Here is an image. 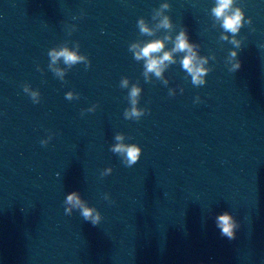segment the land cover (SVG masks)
Masks as SVG:
<instances>
[{
    "label": "clouds",
    "instance_id": "1",
    "mask_svg": "<svg viewBox=\"0 0 264 264\" xmlns=\"http://www.w3.org/2000/svg\"><path fill=\"white\" fill-rule=\"evenodd\" d=\"M233 0H218L217 7L213 9L214 15L218 18H223V27L226 31L236 32L239 28L240 21H241V13L237 10L234 14H228L230 6ZM163 26H168V20L162 22ZM141 31L148 32V28L143 25L141 22ZM135 47V46H134ZM164 48V44L162 41L156 40L145 44L137 53L136 58H144L146 60L145 68L147 72H155L157 76L161 74V66L164 64L165 61H171L172 55L169 52H164L162 57H157L156 54L161 52ZM173 51H187L188 55L183 59L182 64L183 67L188 70L190 73L193 74V81L194 82H201L199 80L200 75L202 74V69L194 67L193 61L195 59L194 53L191 51V46L189 45L187 38L183 32L180 33L179 36L176 38V44ZM53 62H55L58 58L63 57L65 63L73 64L76 63L80 57H78L74 52L68 51L67 49L61 50L60 52L53 51L51 54ZM235 55V53H233ZM234 67L239 68L240 65L237 64ZM125 84L127 81L124 82ZM138 89L133 88L131 91V96L135 97L138 95ZM71 94H69L70 98ZM135 103V101H133ZM132 115H139V113L135 110L132 111ZM120 139V137H117ZM113 151L116 152H126L127 154V163L129 165L134 164L138 157H139V148L135 145L124 146L118 144L115 146ZM67 202L70 204H74L76 206L82 207V215L85 219L92 218V223L95 224L99 220V215L96 217H92L93 209L88 207H83L81 205V201L76 193H71L68 198ZM70 211V210H69ZM217 225L221 229L223 235L227 236L229 239H232L235 236V228L236 222L234 221L233 217L228 213L224 212L223 214L217 217Z\"/></svg>",
    "mask_w": 264,
    "mask_h": 264
}]
</instances>
